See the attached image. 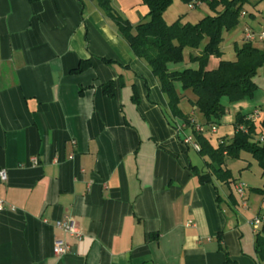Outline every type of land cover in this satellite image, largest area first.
<instances>
[{"label":"crops","instance_id":"1","mask_svg":"<svg viewBox=\"0 0 264 264\" xmlns=\"http://www.w3.org/2000/svg\"><path fill=\"white\" fill-rule=\"evenodd\" d=\"M112 5L134 26L149 13L142 0ZM244 12L243 37L264 30V0ZM129 47L93 0H0V264H264L255 247L264 169L243 152L239 178L226 159L232 182L201 184L191 167L206 170L208 159L198 165L176 136L168 97ZM110 82L113 97L103 91ZM254 82L252 98L226 102L216 133L205 128L214 148L232 141L238 114L264 108V67ZM177 90L180 109L187 101L198 111ZM69 218L81 239L60 230ZM59 240L66 255L53 252Z\"/></svg>","mask_w":264,"mask_h":264},{"label":"trees","instance_id":"2","mask_svg":"<svg viewBox=\"0 0 264 264\" xmlns=\"http://www.w3.org/2000/svg\"><path fill=\"white\" fill-rule=\"evenodd\" d=\"M104 15L116 26L121 38L126 41L133 55L145 61L158 79L162 92L168 97L169 111L173 120H181L191 129L200 146L197 152L207 158L206 170L191 167L201 184L214 181L228 184L232 182L231 171L224 168L226 159H239L245 152L253 156L264 169V135L248 120V114H238L234 123L235 135L230 143L221 141L214 148L203 133L194 130L191 118L180 109L183 97L178 93L177 84L182 90L195 96L194 107L203 115V127H219L225 116L227 103H238L252 98L257 91L254 82L259 70L264 67V51L251 43L236 46L234 61L222 60L224 35L233 32L240 24L244 7L250 0H182L186 5L206 4L215 16H206L197 24H183L181 18L168 24L164 14L174 0H142L149 9L148 15L139 24L133 25L112 5V0H93ZM219 8H222L219 11ZM199 51L198 56H190V62L198 68L173 69L184 62L185 50ZM212 58L221 59L218 68L210 70ZM111 64V61H107ZM88 63L83 62L77 71ZM105 94L113 97V83L103 86ZM226 99V100H225ZM225 100V101H224ZM175 123V124H174ZM177 122H173L176 128ZM264 194L263 190H256ZM256 254L264 263V227L256 236Z\"/></svg>","mask_w":264,"mask_h":264},{"label":"rangeland","instance_id":"3","mask_svg":"<svg viewBox=\"0 0 264 264\" xmlns=\"http://www.w3.org/2000/svg\"><path fill=\"white\" fill-rule=\"evenodd\" d=\"M213 12L209 10L207 5H201L199 8H196L192 10L189 5H186L182 0H174V3L167 9V11L164 14V17L166 18V21L168 24L174 23L176 20L181 18L183 22H191L192 24H196L198 21H200L202 18L212 15ZM243 22H240L239 26L237 27L236 31L230 32V34L224 35V42L222 44V49L225 52V58L227 60H231L235 58L236 55V46L241 47L245 42H243ZM238 43H235V42ZM191 51V50H189ZM189 51H186L184 54V62L183 64L179 65L178 67L180 69L186 68V66H189V68H198V65H192L189 58ZM179 88V92L181 94H185L186 92L182 90V87L180 84H177ZM187 94V93H186ZM226 100V99H225ZM224 100V101H225ZM227 102V100L225 101ZM182 110H184L186 113L192 114L195 121H197V124L204 123V117L199 112L192 108L190 104H188L187 101L182 102L181 104ZM189 117V116H188ZM225 117H228V114H225ZM191 118V117H190ZM224 118V117H223ZM182 121L180 120L179 123ZM199 122V123H198ZM224 122H226V119H224ZM199 124V125H202ZM189 134V133H187ZM190 135V134H189ZM192 155L194 156L195 162H197L198 165L204 166V160L193 150H191ZM229 165L234 170V176L236 178H239V173L241 170V164L240 160L238 159H230L228 162Z\"/></svg>","mask_w":264,"mask_h":264},{"label":"built area","instance_id":"4","mask_svg":"<svg viewBox=\"0 0 264 264\" xmlns=\"http://www.w3.org/2000/svg\"><path fill=\"white\" fill-rule=\"evenodd\" d=\"M191 8H193V6H191ZM245 15L246 14L244 13V15L242 16H245ZM244 41L247 43H253V42H258V41L264 43V30L256 32L252 29H247L244 33ZM261 116L264 117V108L254 110L251 114H249L248 120L254 123L255 125H257L258 120L259 118H261ZM191 122H192V125H194L193 128L195 131L199 133L205 132L206 127H203L202 125L197 124V122L194 120H191ZM186 129H187V126L185 124L183 123L176 124V128H175L176 136L181 138L182 140L181 142L185 147L191 148L194 151L199 152L200 151L199 144L196 142L193 134L189 135L186 133ZM210 130L212 133H216L217 127H211ZM260 141L261 142L264 141V135L260 137ZM0 176H1L2 181H6L7 174L5 171H1ZM245 193H246V186L244 184L238 185L236 188V194L241 199H244L246 195ZM1 208H2V201L0 200V209ZM260 224H261L260 220L256 221L255 228L257 229ZM58 226L60 230H63V232H65L66 234H68L69 236L75 239H81L83 237V233L81 229L79 228L77 222L73 218H69L63 222L58 223ZM70 250H71V247L66 242L59 240L58 242L57 241L55 242L53 252L56 256H63L69 253Z\"/></svg>","mask_w":264,"mask_h":264}]
</instances>
